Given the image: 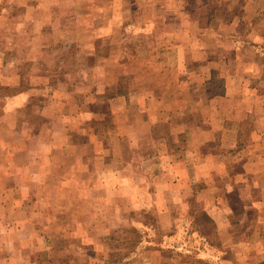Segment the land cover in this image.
<instances>
[{"label": "rangeland", "instance_id": "1", "mask_svg": "<svg viewBox=\"0 0 264 264\" xmlns=\"http://www.w3.org/2000/svg\"><path fill=\"white\" fill-rule=\"evenodd\" d=\"M246 4L248 14L264 9V0H0V264H264V96L243 103L250 111L240 117L247 127L239 136L240 154L217 143L206 147L227 149L220 157L227 171L223 178H195L191 187L204 189L205 199L197 194L187 203L171 191L185 172L172 171L160 154L140 160L145 181L107 172L108 166L123 167L133 151L131 137L118 127L131 120L113 112L119 105L146 139L176 137L174 122L190 127L178 138L234 142V129L202 130L217 128L222 117L203 115L204 101L206 108L217 101L200 94L222 91L236 73L244 78V91L257 84L264 94V50L244 48L240 68L234 56L224 61V38L215 33L228 28L226 16ZM254 23L264 27L261 20ZM239 24L247 27L251 20ZM206 28L202 44L192 35L188 43V32ZM250 32L246 38L254 37ZM260 40L264 44V33ZM254 76L261 78L253 83ZM149 93L160 96L166 114L156 112ZM113 96L120 103L110 102ZM252 104L258 106L256 119ZM174 106L195 114L169 113ZM256 123L259 131L252 130ZM65 138L103 142L85 155L82 178L74 177L77 155L44 145ZM149 146L148 154L156 149ZM242 160L243 166L247 160L256 164L254 179L237 177ZM132 181L146 182L150 193L132 194ZM219 200L234 206V223L241 222L228 228L225 246L214 239L218 228L206 225L211 213L203 210L218 209ZM164 202L190 209L178 211L166 232L156 227L155 213ZM240 204L249 210L236 208Z\"/></svg>", "mask_w": 264, "mask_h": 264}, {"label": "crops", "instance_id": "2", "mask_svg": "<svg viewBox=\"0 0 264 264\" xmlns=\"http://www.w3.org/2000/svg\"><path fill=\"white\" fill-rule=\"evenodd\" d=\"M228 1H233L235 3L242 2V0H228ZM253 2V0H251ZM189 3V2H188ZM247 8V4L245 6H242V9L240 12L230 14L226 16L228 18V21H226V24H229L228 28H220L219 30H215L216 35L224 38V42L219 45L220 51L224 52V61H227L228 56H234L235 63L238 65V67H242V61L237 62V59L240 58V53L249 46L250 48H259L261 50H264V44L261 42L260 37L264 33V27H260L259 25L261 23L255 24V20H261L264 22V9L260 11H254L251 14H248V11H244ZM212 10V8L210 9ZM250 19L251 24L248 25L247 27H242L239 23L242 21V19ZM211 19V18H210ZM208 19V20H210ZM223 20V19H222ZM226 20V19H224ZM206 29H198L194 32V30H191L188 32L189 38H188V43L191 44V37L190 35L194 36L197 38V42L202 44V37L204 36V31ZM252 29V32H250L247 36H254L253 38H246L245 34L248 30ZM186 49L192 50V46L186 47ZM223 60V58H222ZM202 64V63H201ZM221 65V64H220ZM229 65V64H228ZM236 65V68H237ZM239 70V69H238ZM255 80L253 81L256 82L257 79L261 78L260 76H254ZM206 79L210 80V76L208 77L206 75ZM244 78L242 75L239 73H236L235 75H230L228 79H226L224 83V88L222 91H219L218 93L214 95L208 96L206 91H203V93L200 94V98L204 100H210V101H217L215 103L210 102L212 105L214 104L213 107H208L206 108V103L209 101H204L205 107L202 108V113L203 115L206 114V111L209 113L212 111L214 114H217L220 118L219 121V126L217 128H208L207 126L202 125V130L207 129H219V131H229L233 130L236 131V137L234 139V142L232 143H227V140L223 139L221 141L220 139L218 140H212L210 138H194L192 140H189L188 137H185V139L178 138L180 132H184L189 130V126L184 127H179L177 128L174 122L170 124L171 130L176 131V137H171V138H164V137H158V138H152V139H146L145 137L143 138V133L140 131L136 130L135 123L132 119V113L128 112L127 110H122V105H119L118 107H114L113 112H115L117 117H122L123 121H125V117L131 121L128 122V124H122L119 125L118 127L121 128L122 130V135L128 134L131 139V145L133 148L131 156V160H126L125 165L116 171L114 169H110L108 166L107 172L109 175H111L113 178H119L122 180H134V178H137L136 180H144L145 178L141 173V166H139V162L143 158H154V157H159L160 154V160H169V168L173 171H176L179 167L180 171L185 172V174L182 176L180 173V178L176 179L177 182L176 184L171 183L170 185V190L175 191L179 196H182V200H186V202H189L190 197H195L197 194L201 195L204 199V189L199 190H193L194 188L191 187L193 186L195 178L200 177L201 179H212L215 177H220L219 175L222 174V178L225 177V173L227 171V164L225 160H222L220 157L226 158L227 156V149H224L225 153L219 152L218 151H211L207 150V146H215L216 143L218 147H232L235 150L233 153H239V146H240V134L244 130L247 129L246 125L242 124V119H240L241 115L245 112L248 113L249 106L244 107L243 103L246 102L249 98V96L256 97L257 100L259 98L263 97L264 94H262L258 88V85L252 84L250 90L244 91ZM153 95V99L156 101L154 102L155 105V110L158 113L159 110L163 109L159 107V102L161 100L160 96L157 94L154 96V94L149 93L146 95V97H150ZM120 98L118 96H113L110 98V102L114 101L115 103H120ZM256 100V101H257ZM146 110L145 108L144 113L142 114V118H144V124H146L148 121L147 116H146ZM178 111V107L174 106L171 108L169 113L175 112L176 114L179 113H185L187 111ZM251 113L254 114V118L256 119L259 114L258 112V106H254L252 104V109ZM86 114L85 111H82L79 116ZM88 114V113H87ZM163 114H166V111L163 109ZM187 115H194L195 111L192 110L191 112L186 113ZM130 115V116H129ZM181 115V114H180ZM65 118H69V115L64 116ZM74 116H70L72 118ZM89 119V118H88ZM172 119V118H171ZM205 122H209L210 120L204 119ZM203 121V122H204ZM204 122V123H205ZM152 123V122H151ZM258 123V122H257ZM257 123L252 127V130L254 131H259L260 130V125H257ZM205 125V124H204ZM192 128H194L195 123L192 124ZM153 125L150 124L148 129H153ZM244 127V128H243ZM262 128V127H261ZM147 130V129H146ZM147 133V132H146ZM61 134H69V131L67 130L66 132H62ZM65 136V135H64ZM66 137V136H65ZM67 138H69L67 136ZM184 138V137H183ZM65 142H60L58 140L55 141H50L48 143H44V145H48L52 148H54L57 152H60L61 154H66L67 156L71 155H77L82 156L81 162L79 161L80 158H76L75 165L76 171L79 172L77 175L76 173L74 174L75 179L77 178H82L81 171L83 170V164L84 162L86 163V158L85 155H87L88 151H92L95 149H100L103 145V142L99 140H94V141H87V142H80L79 140H67L66 138L64 139ZM154 146L156 149H154L150 154L147 153V148L148 146ZM149 146V147H150ZM185 148V150H184ZM231 151V150H229ZM228 151V152H229ZM240 154V153H239ZM182 157L181 164L178 163V158ZM62 171L66 172L68 170V165L66 163H62ZM251 165V167H249ZM256 165V164H253ZM250 160L246 161L245 166H243V160H242V169L235 170L236 174H238V178H247V179H254L252 175V170H254L255 166H253ZM259 166H256L258 168ZM127 171V172H126ZM255 172V171H254ZM138 174V175H137ZM196 174V176H195ZM63 178H69L70 176L68 175H63ZM147 179V177H146ZM143 181V182H144ZM197 181V179L195 180ZM119 183L115 182L114 184ZM132 183H135L132 185V194H141L140 190L146 191L147 193H150V189L148 186H146V182L144 183H138L137 181H132ZM136 183H138L136 185ZM128 184V183H127ZM144 184V185H143ZM210 185V184H209ZM134 186V187H133ZM199 191V192H198ZM198 192V193H197ZM203 199V205L204 201ZM216 200V198H215ZM214 200V202H216ZM218 209L212 208L209 209V206L206 208L203 207V210H208V212L211 213L210 217L211 219L208 220L206 223L212 226V228H218V234L215 235V240L221 243L223 246L226 245V236H227V231L228 228H236V226H240L241 222L239 223H234L235 219V213L232 214L234 209V206L227 207L228 204H225L222 200L218 201ZM184 204V202H182ZM207 205H210L209 203H206ZM175 203H169V202H164L158 205V211L159 213H156V218H157V223L156 227L162 230V232H166L171 229L173 225L172 219L176 214H178V211H183V212H190L189 208H176ZM146 209H148V206H145ZM242 212L248 211L249 208L246 206H242L241 204L236 206V208H239ZM222 212V213H221ZM11 225V224H10ZM147 226V225H145ZM205 229V226H204ZM1 236V235H0ZM236 236L233 235L230 238L231 242H236ZM228 239V238H227ZM3 239L0 237V260L3 259ZM231 245V244H229ZM2 255V256H1Z\"/></svg>", "mask_w": 264, "mask_h": 264}]
</instances>
